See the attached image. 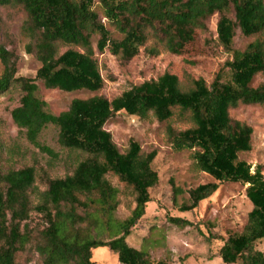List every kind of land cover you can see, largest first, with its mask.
I'll return each instance as SVG.
<instances>
[{
    "label": "trees",
    "instance_id": "obj_1",
    "mask_svg": "<svg viewBox=\"0 0 264 264\" xmlns=\"http://www.w3.org/2000/svg\"><path fill=\"white\" fill-rule=\"evenodd\" d=\"M13 7L25 15L20 35L26 41L25 52L40 67L33 78L16 77L13 55L0 42V95L13 89L20 92L10 117L29 145L57 161V154L39 141L53 127L58 146L76 154V159L64 177L47 182L35 207L28 197L35 180L33 168L0 169V264H28L23 256L29 253L40 264H94L92 251L97 247L116 255L120 264H169L126 243L150 202L148 190L158 179L150 167L154 151L142 155L140 146L130 141L120 152L104 129L121 112L139 119L151 115L159 122L177 117L190 124L184 130L167 128L171 149L190 151L196 167L214 182L191 190L179 210L194 209L221 183L245 186L251 204L247 222L240 233L227 237L218 257L224 264H264V253L256 248L264 241V174L260 167L251 170L238 159V154L251 150L252 129L229 116L239 104L264 105V87H250L256 75H264V0H0V8ZM214 14L219 16L218 42L231 61L210 84L197 79L182 90L178 78L165 73L111 101L101 96L73 101L62 115L50 113L38 96L37 81L68 93L98 92L103 80L95 52L133 57L143 49L150 57L161 51L180 55ZM235 29L256 39L244 50H235ZM107 175L135 195V207L126 220L116 217L118 191ZM172 190L176 203L181 192L174 186ZM32 209L45 219L42 229L22 225ZM170 222L179 228L187 225L179 218Z\"/></svg>",
    "mask_w": 264,
    "mask_h": 264
},
{
    "label": "rangeland",
    "instance_id": "obj_2",
    "mask_svg": "<svg viewBox=\"0 0 264 264\" xmlns=\"http://www.w3.org/2000/svg\"><path fill=\"white\" fill-rule=\"evenodd\" d=\"M228 18L234 19L233 14ZM218 14L206 19L205 31H197L192 43L188 44L180 55H171L161 51L157 56H148L143 49L133 57L102 54L95 52L100 75L103 80L98 92H64L58 88H45L37 81L38 96L54 115L68 112L69 105L76 100L86 101L101 96L108 101L143 82L156 80L165 73L178 78L180 88L188 90L193 80L202 79L210 84L216 74L231 56L220 45L216 33ZM25 15L20 8H0V42L4 49L13 55L15 76L33 78L40 67L39 62L25 52L26 41L20 35V28ZM256 37H243L235 29L232 47L242 51ZM3 66L0 64V74ZM250 87H264V75H256ZM20 92L13 91L0 95V169L19 170L33 168L34 185L28 191L31 206L35 207L46 190L47 182L62 178L70 171L76 154L62 150L57 142V131L48 127L39 141L57 154L58 160L52 161L36 148L29 145L19 135L13 124L10 112L19 105ZM229 116L252 129L250 137L251 150L238 154L254 170L260 167L264 174V105H242L229 110ZM190 126L187 121L172 118L159 122L149 115L144 119L117 113L105 124L104 129L110 133L112 142L120 152H124L130 141L136 142L145 155L156 153L151 162V169L157 175V184L148 190L150 202L145 207L142 218L133 226L126 243L138 250H143L154 260H165L169 264H224L218 257V250L231 234L242 231L247 222L251 204L245 197V186L238 183H221L217 190L207 199L201 201L190 211H180L179 206L188 202V193L196 187L214 182L206 173L200 171L191 158L190 151L174 152L167 138V128L184 130ZM106 179L117 189L118 207L116 217L126 220L135 207V195L132 190L121 184L112 175ZM172 186L181 193L176 196ZM173 218L187 222L182 228L171 223ZM28 230L36 231L45 226L42 215L32 211L22 223ZM98 237L104 238L100 233ZM97 237V238H98ZM264 253V241L256 244ZM94 264H120L116 255L105 247L92 251ZM28 264H40L31 253L23 256Z\"/></svg>",
    "mask_w": 264,
    "mask_h": 264
}]
</instances>
